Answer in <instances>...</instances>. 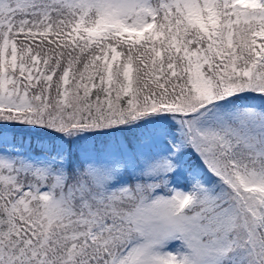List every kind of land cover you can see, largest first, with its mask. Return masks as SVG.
<instances>
[{
    "label": "snow or ice",
    "instance_id": "1",
    "mask_svg": "<svg viewBox=\"0 0 264 264\" xmlns=\"http://www.w3.org/2000/svg\"><path fill=\"white\" fill-rule=\"evenodd\" d=\"M0 264H264V0H0Z\"/></svg>",
    "mask_w": 264,
    "mask_h": 264
}]
</instances>
